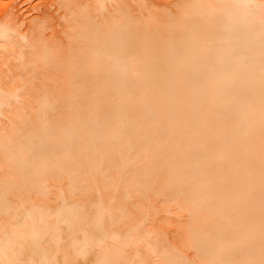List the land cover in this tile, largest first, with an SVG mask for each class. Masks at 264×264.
<instances>
[{
  "label": "bare ground",
  "instance_id": "bare-ground-1",
  "mask_svg": "<svg viewBox=\"0 0 264 264\" xmlns=\"http://www.w3.org/2000/svg\"><path fill=\"white\" fill-rule=\"evenodd\" d=\"M54 1L0 16V264H264V0Z\"/></svg>",
  "mask_w": 264,
  "mask_h": 264
},
{
  "label": "rangeland",
  "instance_id": "rangeland-1",
  "mask_svg": "<svg viewBox=\"0 0 264 264\" xmlns=\"http://www.w3.org/2000/svg\"><path fill=\"white\" fill-rule=\"evenodd\" d=\"M146 1H149V0H146ZM151 1H156V0H150V2ZM40 2H41V4H40ZM35 3L37 4L36 8H34L35 7L34 5H36ZM132 4H134V6ZM135 4L136 3L132 2L131 6L135 8L136 7ZM45 6L47 7V11H50V14L51 13L54 14L53 16H55V17H53V18L55 20L58 19V16L60 15L61 10H56L58 8V5H57V3H55L54 0H0V16L2 14H4L5 12H8L7 10H9L13 14L15 13L16 16L15 15L14 16L17 19H19L21 17V19H24V20L26 19L29 21V19L36 17L40 12H42L43 9L45 10L46 9ZM47 15H48L49 19L51 18L50 19V21H51L52 15H49V14H47ZM54 19L51 21L52 24H53V22H56V21H54ZM25 24H27V23L22 24L21 29H24Z\"/></svg>",
  "mask_w": 264,
  "mask_h": 264
}]
</instances>
